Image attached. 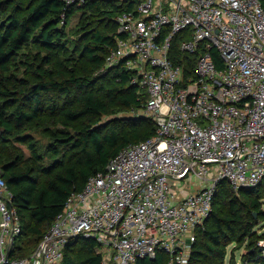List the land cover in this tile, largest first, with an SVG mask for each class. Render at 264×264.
<instances>
[{"label": "built area", "instance_id": "built-area-1", "mask_svg": "<svg viewBox=\"0 0 264 264\" xmlns=\"http://www.w3.org/2000/svg\"><path fill=\"white\" fill-rule=\"evenodd\" d=\"M64 1L81 6L97 0ZM107 1L130 10L115 19L118 36L106 68L133 73L156 135L122 150L73 193L27 258L13 257L21 217L0 174V264H62L78 238L98 243L102 264H137L159 252L169 257L167 264H190L195 234L211 216L219 184L226 181L238 193L264 182L260 0ZM178 37L181 52L198 57L188 82L171 58ZM193 180L199 188L184 194ZM258 248L264 256V238Z\"/></svg>", "mask_w": 264, "mask_h": 264}, {"label": "trees", "instance_id": "trees-1", "mask_svg": "<svg viewBox=\"0 0 264 264\" xmlns=\"http://www.w3.org/2000/svg\"><path fill=\"white\" fill-rule=\"evenodd\" d=\"M80 9L85 28L70 41L65 23ZM126 10L128 4L107 0L81 6L64 0H0V174L22 224L13 257L31 256L70 196L105 172L111 159L156 135L155 122L143 114L128 126L102 124L105 117L143 111L147 101L132 72L123 66L106 68L118 36L115 19ZM102 20L115 30L104 33L92 27ZM180 38L171 58L188 82L195 78L198 57L181 52ZM211 53L221 69L220 55ZM261 190L264 182L238 193L226 181L219 184L211 216L197 230L190 264L224 262L229 246L244 243V264H264L258 248L264 233L255 231L264 222ZM168 260L159 252L137 264ZM62 264H102L98 243L74 239Z\"/></svg>", "mask_w": 264, "mask_h": 264}, {"label": "rangeland", "instance_id": "rangeland-1", "mask_svg": "<svg viewBox=\"0 0 264 264\" xmlns=\"http://www.w3.org/2000/svg\"><path fill=\"white\" fill-rule=\"evenodd\" d=\"M84 15L83 10H79L75 15H73L67 22L65 23V30L67 33V38L72 41L78 38V34L82 33L84 31L85 25H84ZM93 28H100L101 31L104 33H112L115 30V26L112 23H109L108 21H99L95 26H92ZM143 114V115H142ZM146 116L143 111H132L127 114H118L117 116L112 117H105L102 121V124H108L112 123V121H115L117 123H120L121 126H128L133 119L139 117V116ZM122 120V121H120ZM199 188V181L193 180L192 184H189L185 187L186 190H184V194L189 193H195L197 189ZM234 191V190H233ZM262 193L263 190H261ZM183 192V191H182ZM234 193H237L234 191ZM240 194H236V196H239ZM257 219V216H256ZM259 235H262L264 233V222L260 223L258 227L255 230ZM197 240V232L195 234V241ZM194 241V242H195ZM248 253V243H244L243 245L237 247V245H231L228 247V256L225 259L224 262L215 260L213 262H209L207 264H244V258L247 256ZM201 264V263H198Z\"/></svg>", "mask_w": 264, "mask_h": 264}]
</instances>
